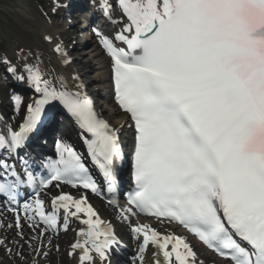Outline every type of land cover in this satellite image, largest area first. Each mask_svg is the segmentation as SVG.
I'll return each mask as SVG.
<instances>
[{"label": "snow or ice", "instance_id": "obj_1", "mask_svg": "<svg viewBox=\"0 0 264 264\" xmlns=\"http://www.w3.org/2000/svg\"><path fill=\"white\" fill-rule=\"evenodd\" d=\"M95 3L112 27L92 33L131 148L121 139L125 123L110 124L79 76L60 71L72 63L61 42L43 36L56 63L23 48L0 56L5 73L32 91L26 104L11 97L19 119L0 127V201L23 241L17 255L27 246L47 257L49 234L72 231L67 255L76 264H111L120 240L88 194H115L118 166L128 163L125 205L108 204L134 241L129 264H204L187 236L133 223L141 217L182 227L223 264H264V0ZM61 7L54 0L52 11ZM61 114L75 122L85 152L57 140L55 158L35 165L24 150Z\"/></svg>", "mask_w": 264, "mask_h": 264}, {"label": "rangeland", "instance_id": "obj_2", "mask_svg": "<svg viewBox=\"0 0 264 264\" xmlns=\"http://www.w3.org/2000/svg\"><path fill=\"white\" fill-rule=\"evenodd\" d=\"M38 2L40 7L44 8L49 4L50 0H41ZM37 5L35 2L31 3V6L29 5L30 7L26 10V12L30 14V16H28L21 13L19 9L21 6H13L12 0H0V55L9 54V51L14 52L20 48H23L25 51L31 50L35 52L38 45H41L42 41L39 36L41 25H39V22H45L42 19L40 20L38 16V11L40 12V10L37 8ZM31 16L33 19H31ZM54 22L62 27L57 19H55ZM65 29L66 27L62 29L60 37L62 41H65L66 46H68V51L73 58V66L78 70L80 78L84 80L86 91L96 95L101 94L100 92L103 90V87L97 85L98 82L91 78L92 74L96 73L99 69L93 66L92 59L88 53L85 52L86 55L83 53L81 56L75 50H71V45L77 42V39L73 37L75 28L69 30ZM20 36H25V41L21 42ZM84 71L85 73L83 74ZM1 96L2 95H0V101H2ZM102 114L106 116V111H102ZM45 251L48 252L47 257L40 254L36 257V261L30 259V257L26 261L28 262L30 259L28 264H49L51 260H53L52 264L65 263H63L64 255L55 250L53 251L52 246ZM53 253L55 256H52ZM22 258V255H6L0 253V264H23L24 261Z\"/></svg>", "mask_w": 264, "mask_h": 264}, {"label": "bare ground", "instance_id": "obj_3", "mask_svg": "<svg viewBox=\"0 0 264 264\" xmlns=\"http://www.w3.org/2000/svg\"><path fill=\"white\" fill-rule=\"evenodd\" d=\"M66 1L67 0H60L61 3H64ZM80 4H83L82 6L85 7V3H80ZM35 16H36V14H35ZM39 25H41L40 22H39ZM60 31L61 30L57 26L42 24L41 25V30H40V37L43 38L44 35H51L54 38L55 42H60V39L58 37V34L60 33ZM84 36H85V34L82 35V37H84ZM52 47H53V45H50L47 42H44V44L42 45V49L38 50L39 54H41L42 56H45V57H42V59L44 60L45 65L48 64L49 60H51L53 63H56V59L51 53V48ZM48 52L50 54L47 56ZM12 54H13V52L9 51V56H12ZM88 54H90L92 56L93 60L96 59L95 64L97 65L96 67L99 69V72H96L94 74L93 78H95L98 83H99V81L102 83V81H104L106 79V72L108 71V68H109L108 60L105 58V56H103V54L100 53V51L97 48V45H96L94 40L91 42V46H90V48L88 50ZM60 71L65 76H68L69 74H75L76 75V73L74 72V70H73V68L71 66H69L68 68H61ZM101 98L102 97L99 96V99H101ZM108 107H109V116H107V117L109 119L113 120L112 122H113L114 125H119L121 120H124V119H122L121 114L119 113V111L116 110L115 106L110 103V98L108 96H104V98L99 102L97 108L100 111L101 110L104 111V109L106 110ZM125 132L128 133V131H125ZM96 208L101 214L107 215L101 208L98 209L99 208L98 205H96ZM1 217H2V219H3L5 224H4L3 228H2L4 230L0 231V237H7V234H9V233L6 232L5 230L10 231V228L7 227V223L9 222V219L7 218V216H5L3 214H1ZM13 230H14V228H13ZM24 232H25V236L30 235L29 230H28L27 227L24 228ZM73 235H74V233L72 231H69L65 235L53 237V238H51L52 239V244L59 245V250H62V248H63V249H66V251H68V244L73 239V237H74ZM66 240L68 241L67 244H66V242H67ZM44 243L46 245L48 244V237L45 238ZM18 245L19 246L21 245L20 241L18 242ZM24 249L27 250L28 252L30 251L29 250L30 248L27 247V246H25L23 248V250ZM31 251H32V249H31ZM64 255H65V253H64ZM200 258L205 259L203 253H200ZM31 259L33 261H36V255H32ZM59 261H61V260H59ZM63 263L64 264H76V260L72 259L70 257L69 258L66 257L64 259ZM50 264H52V262H50Z\"/></svg>", "mask_w": 264, "mask_h": 264}]
</instances>
